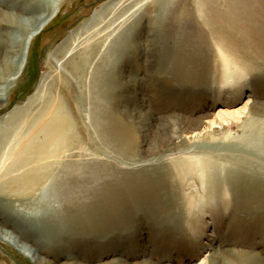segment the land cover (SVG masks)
Masks as SVG:
<instances>
[{
	"label": "rangeland",
	"instance_id": "obj_1",
	"mask_svg": "<svg viewBox=\"0 0 264 264\" xmlns=\"http://www.w3.org/2000/svg\"><path fill=\"white\" fill-rule=\"evenodd\" d=\"M55 3L58 9L52 19L27 42L21 74L7 84L0 81V88L6 87L0 92L4 96L0 102L1 127L4 118L16 109L22 114L24 102L43 81L48 90L62 98L72 130L68 135L78 139L84 161L99 168L104 176H113L118 185L122 179L143 180L146 175L162 173L167 166L175 174L152 196L158 199L144 202L146 194L144 199L140 196L142 200L128 202L121 210L122 221L106 233H96L74 218L54 225L49 222L48 226L50 217L19 224L3 205L10 199L21 209L20 202L4 193L6 184L0 186L4 196L0 198V229L13 233V241L0 233V264H264V31L258 45L243 38L239 46L242 50L238 53L250 59V68L232 67L227 74L214 40L210 38L205 44L195 27L198 54L211 69L201 75L195 74V63L186 72L174 58L164 57L162 37L155 33L165 14L157 0H0V13L25 22ZM112 9L116 16L108 23L128 19L122 34L124 50L128 48L130 53L129 63L117 57L108 65L116 82L129 81L128 91L115 90L117 108L106 100L95 106L88 99L87 75L83 79L87 99L80 109L76 100L79 88L65 75L64 60L54 55L55 50L65 40L79 42L85 37L87 22L95 16L97 22ZM165 17L171 28L176 27L171 12ZM5 19L0 17L3 51L26 33L21 24L11 26ZM197 22L202 23V19L195 11L194 26ZM233 26L221 24L216 28L217 36L238 37L242 30ZM127 96H131L129 101L121 99ZM38 104L36 99L25 113L33 112ZM105 113L116 123L129 126L131 151L120 150L97 133L95 123L103 121ZM249 132H254L255 140L241 141ZM45 140L40 137L36 145ZM25 152L32 159L26 167L14 168L8 183L29 175L30 167L41 164L35 161L38 154L33 155L30 148ZM177 161H205L211 168L204 171L203 178L197 173L178 174ZM152 191L147 189L146 193ZM123 198L132 200L128 194ZM20 244L28 250H21Z\"/></svg>",
	"mask_w": 264,
	"mask_h": 264
},
{
	"label": "bare ground",
	"instance_id": "obj_2",
	"mask_svg": "<svg viewBox=\"0 0 264 264\" xmlns=\"http://www.w3.org/2000/svg\"><path fill=\"white\" fill-rule=\"evenodd\" d=\"M157 1L162 3V14H165L162 16L155 33L157 35L160 34L162 37L160 39L162 41L160 47H162L164 57L174 58L176 62L178 61L177 63L180 67L184 66L183 70H186V72H189V67L194 63L195 74L202 73L201 75H203L205 71L206 73L211 71L210 67H205V65H210L206 63L205 57L201 53L198 54L200 48L197 42L194 41L196 27L199 39L205 44L210 38L214 40L221 66L227 74L232 67L238 70H248L250 68L251 63L249 64L247 61L250 59L245 60V56H242V51V54L238 53L242 50L239 49V46L241 47L243 38L254 46L258 45V41L263 39L264 0ZM57 9V3L48 5L42 14L32 19H26V21L24 20L25 22H21L13 16L7 15L9 17L7 18L0 13L2 20L6 18V22H9L11 26L21 24L26 32L23 37L20 36L8 45L6 51L1 48L2 37L0 36L1 83H10L21 74L25 65L30 40L52 19ZM195 11L202 19L203 24L197 22L194 26ZM169 12L173 15L172 22L176 24V27L173 26L174 28H171V23L165 17L166 13L168 14ZM114 13L115 10L112 9L108 13L110 17L108 14H104L102 17L100 16L101 18H98L97 22L96 16L89 22L86 21L89 27L86 32H83L85 36L83 39H80L77 43L76 39L65 40L55 50L54 55H61V60H64L62 66L65 75L71 77L79 88L76 100L80 109L83 108V103L87 99L83 89V79L87 75L90 78L88 99L92 104L95 102V106L99 105H97V102L106 100L108 104L117 108L115 90L126 91L128 89L129 81L116 82L113 71L108 65L113 63L117 57L121 58L122 63H129V49L127 48L128 51L125 52L126 43L123 41L125 35L122 34V29L126 27L128 19H122V22H119L120 18H118L115 21L117 22L116 24L114 21L108 23L107 20L116 16ZM181 21H184V24L181 25ZM223 23L240 28L242 32H240L239 38L232 34L217 36L218 29L216 28ZM111 24L113 25L112 28L109 27ZM129 27L128 30H130ZM130 33L127 34L130 35ZM254 35L257 37L256 39L253 37ZM170 41H173L172 45ZM27 42L29 43L27 44ZM105 66L106 68L104 69ZM112 67L114 68V64ZM225 72L224 74H226ZM101 88H103L102 91L100 90ZM5 89L6 87L0 88V92H5ZM91 89L92 93H90ZM3 97L0 94V102L3 101ZM129 97H122L121 99L129 101ZM36 99L39 100L38 108L33 112L29 111V114L25 113L28 109L27 107L32 103L34 104ZM23 107L21 115L17 113L20 110L16 109L12 114L4 118L3 127L0 125V186L3 187L6 184L5 188L7 186L8 188L4 193L13 195L15 201L20 202L22 208H16L10 199L3 206L10 217L19 224L25 222L34 223L50 217L46 224L48 226L49 222L54 225L68 218H74L80 222L84 221L86 227L96 231V233H104L102 232L104 230L105 233L111 232V230L115 229L117 222L122 221L121 210L128 202L138 201L137 199H140V196H143L142 198L144 199L146 194L148 195L144 202H148V199H158V197L152 196L157 195V189H164L165 183L175 174L174 170L167 166L162 173L146 175L143 180H141L142 178L140 180L122 179L120 181H124V185L122 186L121 182L117 185L113 176H104L99 172V168L97 169L84 161V155L79 151L80 144L78 139L74 134L68 135L72 133L71 126H69L70 119L66 114L64 103L59 94L55 95L48 90L42 81L38 85L36 92L24 102ZM100 112L104 113L105 111L101 110ZM105 117L106 120L103 119V121L95 123L97 133L111 142L113 146H118L120 150L131 151L133 142L128 132L130 130L129 126H122L116 123L106 113ZM253 133L243 134L241 141L253 142L256 137ZM40 137L46 138V140L42 145H36ZM29 148L32 150L33 155L35 153L38 154L35 161L41 164L30 167L29 175H23L22 178L15 182L8 183L7 180L12 179L13 169L26 167L29 159H32V156L25 152ZM75 148L77 150L71 153L72 149ZM177 162L175 169L178 170V174L190 175L197 173L203 178L204 171L211 168L208 166V162L205 161ZM246 182L248 183V181ZM147 189L153 191L146 193ZM45 194L47 195L44 197ZM125 194H128L132 200H125L123 198ZM0 198L3 200L4 196L0 195ZM0 233L7 236L9 240L11 239V234H13L11 231L5 232L2 229H0ZM11 240L13 241V239ZM17 246L23 251L26 248L23 244ZM26 249L28 250V248ZM249 255L246 257H249ZM243 263H246V260ZM71 264H76V262H71Z\"/></svg>",
	"mask_w": 264,
	"mask_h": 264
}]
</instances>
